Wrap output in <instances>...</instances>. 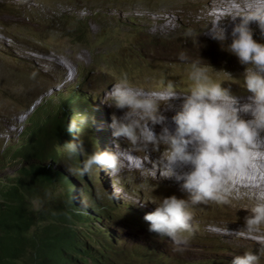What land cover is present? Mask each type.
I'll list each match as a JSON object with an SVG mask.
<instances>
[{"label": "rangeland", "instance_id": "rangeland-1", "mask_svg": "<svg viewBox=\"0 0 264 264\" xmlns=\"http://www.w3.org/2000/svg\"><path fill=\"white\" fill-rule=\"evenodd\" d=\"M244 4L245 0H0V153L4 151V163H8L2 175L17 174L15 166L20 156L11 154L17 150L30 121L55 111L71 89L80 87L93 101L96 139L101 150L110 154L119 150L132 160L131 164L140 165L144 158L147 164L158 161L165 148L161 145L159 151H141L113 136L111 118L123 115L126 109L110 106L107 97L125 75L138 88L163 92L172 82L177 91L183 92L190 86L187 72L195 60L211 67L213 81L221 83L230 97L250 98L253 94L243 83L248 65L241 64L229 51L231 36L225 35L226 39L219 41L209 34L212 20L220 23L221 30L229 25L227 16L211 18L212 10L221 12L225 6L238 8ZM252 23L249 27L253 38L264 43L257 23ZM73 25L84 29L75 33ZM79 39L85 43H78ZM182 52L189 57L188 62L179 59ZM171 104H159V112L168 120ZM71 107L72 118L78 116L77 112L89 115L84 107ZM153 130L159 134L156 125ZM77 134L90 153L84 128L69 134L68 142H77ZM60 149L63 160L58 165L67 170L72 166L65 159L64 149ZM254 156L264 158V153ZM80 162L78 157V166ZM89 177L97 203L123 204L112 211L111 218L99 219V223L120 240H142L158 249L170 248L171 264L206 260L207 264H231L235 256H243L246 251L257 254L261 247L258 241L264 240V231L255 236L242 231L244 218L250 214L246 208L253 201L231 198L228 205L198 206L193 220L197 231L187 246L177 249L169 239L149 231L142 233L130 221L133 215L139 213L144 218L154 211L151 206L156 207L160 198L175 195L187 199L189 194L181 184L127 167L115 175L95 170ZM85 184L77 180L78 189L72 195L83 198ZM149 257L154 258L153 254ZM259 264H264V257Z\"/></svg>", "mask_w": 264, "mask_h": 264}, {"label": "clouds", "instance_id": "clouds-1", "mask_svg": "<svg viewBox=\"0 0 264 264\" xmlns=\"http://www.w3.org/2000/svg\"><path fill=\"white\" fill-rule=\"evenodd\" d=\"M238 16L241 21L233 27L228 47L241 64L248 65L243 74V83L253 94L250 98L247 95L244 97L249 98V102L238 105L228 91L221 87V83L213 81L209 74L211 67L195 60L188 67L187 78L191 83L186 91H177L172 82L167 83L163 92L145 90L133 86L125 75L112 86L107 97L111 101L110 106L126 109L123 115L114 114L111 118L113 136L123 138L133 148L146 152L149 148L159 151L163 145L165 150L158 160L161 177L182 182L181 188L189 194L187 199H179L175 195L160 198L156 207L151 206L154 211L147 213L144 218L139 213L133 215L130 221L142 233L149 231L169 239L177 249L187 246L197 231L193 224L195 209L201 205L230 204L233 182L249 174L255 153H264V136L261 135L264 133V43H258L253 38V30L249 27L250 23L256 22L264 39V0H245ZM211 36L219 41L226 39L224 30L219 33L213 31ZM179 59L189 61L183 52ZM66 98L68 101V96ZM177 99L181 100V104L169 122L159 112V104ZM66 101L63 99L64 103ZM92 103H88L91 117L77 112L78 116L73 118L71 104L80 106L73 101L68 103L71 113L66 117L61 144L66 153L65 159L72 166L67 167V170L62 168L74 181L71 191L78 189L77 180L86 183L83 198L72 195L82 205H87L85 200L93 198L96 201L89 175L101 169L112 175L120 172L119 156L102 151L97 143ZM241 112L250 114L251 119H242ZM91 123L95 129L94 143L87 126L84 127H90ZM155 125L162 126L159 134L153 130ZM83 128L88 132L90 153L86 152L78 134L77 142H68L69 134L79 133ZM78 157L81 160L79 166L76 163ZM255 187L257 190L249 196L253 202L246 208L250 214L244 218L245 226L242 229L249 236L264 231V186L258 183ZM107 205L113 211L123 206L115 201ZM43 207L44 200L39 197L31 200L34 212H41ZM37 226L43 227L44 223L38 222L29 234ZM97 226L116 236L119 242L118 235L106 229L104 224ZM134 242L148 258L151 254L153 257L162 253L171 255L169 252L172 250L168 247L158 249L142 240ZM258 243L261 247L257 254L246 251L243 256H235L231 264H259L261 257H264V240ZM198 264H207V260Z\"/></svg>", "mask_w": 264, "mask_h": 264}, {"label": "trees", "instance_id": "trees-1", "mask_svg": "<svg viewBox=\"0 0 264 264\" xmlns=\"http://www.w3.org/2000/svg\"><path fill=\"white\" fill-rule=\"evenodd\" d=\"M75 27V33L84 29ZM78 43L85 42L79 39ZM67 96L68 101L45 113L47 117L30 121L11 154L20 156L17 174L2 175L8 163L4 151L0 153V264H171L168 254L148 258L134 241L117 242L116 236L98 227L99 219L113 216L110 205H100L93 198L82 205L73 199L74 181L57 165L63 160L60 147L71 113L68 103L85 106L91 117L88 103L92 100L79 88L69 90ZM87 129L94 143V125ZM37 197L44 200L39 213L31 208V200ZM38 222L44 226L29 234Z\"/></svg>", "mask_w": 264, "mask_h": 264}, {"label": "bare ground", "instance_id": "bare-ground-1", "mask_svg": "<svg viewBox=\"0 0 264 264\" xmlns=\"http://www.w3.org/2000/svg\"><path fill=\"white\" fill-rule=\"evenodd\" d=\"M242 8H243V5H242V7H238V8L232 7V5H228V6H225L224 9H223L224 11H221V12H219V10H218V12L214 13L213 10H212L211 14H210V17L214 18V19L215 18L217 19V17H218V20H220V19H226V16H227V21H228L229 25H227V27L223 28L222 30H224L225 35L231 36V32H232L233 27L235 26V24H238L241 21V19H238V18H241L238 15L241 14ZM231 18H233V19H231ZM219 24L217 22L213 23V20H212V25H211V28L209 30L210 36H211V33L213 31L217 32V30L219 28ZM222 30L220 29L219 32H221ZM201 38H203V37H201ZM51 59L53 60V58H51ZM235 100L238 102V105H243V104L249 102V98L248 99L244 98L243 100H239V99H235ZM172 101L174 102V100H172ZM162 102H164V101H162ZM165 103L171 104V102H168V101L165 102ZM180 104H181V100L178 99V102H174V103H172L170 105V108H168V114H170L171 117L173 115H175L176 111L179 109ZM240 117L242 119H246V120L247 119H251L250 114H246V113H243V112L240 113ZM168 121L170 122L171 118H169ZM156 127L158 129L157 132L160 133L161 130H162V126L161 125H156ZM116 152H117L116 154L120 158V166H121L120 168L124 169L125 167H127V168H131L133 170L137 169L138 171L142 169V171H145V175L146 176H151V177L153 176V177H156V178H163L160 175V169L158 167V163H159L158 161L150 162V164L149 163L147 164L146 163L147 159L144 158L142 160V162H140V163H142V165H140L139 163H132L131 164L132 160L129 161L124 153L120 152L119 150L118 151L116 150ZM257 154L259 155V154H262V153H255L254 155H257ZM254 155H253V161H254L253 162V166H252V169L250 170L249 174L247 176H244V177H238L233 182L234 190H233V194L230 197V199L234 198L236 200V199H242V197L243 198L245 197L244 199L250 200L249 196L253 195L255 193V191L257 190L255 186L258 183L261 184L262 186H264V158H262V156L255 157ZM164 179L172 181L174 183L176 182V183L182 184L180 182L175 181V179H168V178H164Z\"/></svg>", "mask_w": 264, "mask_h": 264}]
</instances>
